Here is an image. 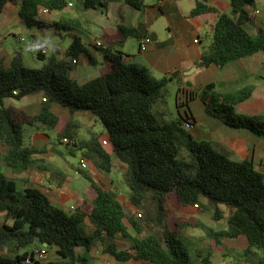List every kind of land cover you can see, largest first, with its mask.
I'll return each instance as SVG.
<instances>
[{"label": "trees", "instance_id": "1", "mask_svg": "<svg viewBox=\"0 0 264 264\" xmlns=\"http://www.w3.org/2000/svg\"><path fill=\"white\" fill-rule=\"evenodd\" d=\"M72 0H22L18 18L27 28L71 29L78 27L75 20L50 24L36 17L42 8L62 11ZM124 4L139 11L144 0H123ZM196 0L189 16L192 18L217 13L212 27L211 42L201 56L205 67L222 68L226 64L254 55H264V26L255 35L245 26L250 23L249 12L255 0H227L230 14L218 13L207 4ZM14 0H0V15ZM84 10L103 11L107 0H80ZM120 38L102 39L104 48L95 45L108 70L85 83L71 77L80 55L87 54L80 39L75 37L61 59L35 51L41 61L39 69L23 65L19 52L7 60L0 56V166L12 173L33 168L35 157L43 148L26 147V129L55 131L56 139L71 142V154L82 156L104 174L112 170L111 154L102 145V134L92 132L87 140L78 138L75 113L87 112L96 118L105 130L108 147L123 169L122 178L128 188V204L134 208L128 213L117 198V193L95 182L87 173L77 169L90 185L94 197L87 212L77 209L66 213L51 206L46 196L35 188L22 191L23 202L16 200L17 184L0 174V211L5 222L0 227V251L12 246L15 256H0V264L32 263L33 246L55 249L57 259L47 264H77L78 249L90 252L95 245L116 262L142 264H195L178 236L181 223L171 231L168 226L166 205L198 207L210 213L213 221L223 222L227 229L215 232L204 228L207 237L219 247L223 240L243 237L246 247L243 258L249 264H264V177L248 161L234 162L217 151L210 142L193 139L188 133L187 159L180 156L177 131L194 128L190 104L199 100L211 117L233 129H244L264 137V115L242 116L233 106L249 98L251 89L236 94H220L213 83L204 87L179 88L175 104L179 115L176 127L162 122L152 111L158 100L167 95L168 79H155L143 68L125 61L119 51L129 39H141L133 28L119 27ZM39 94L42 98L37 113L6 107L4 100L21 99ZM58 106L68 113V120L53 112ZM136 212V213H135ZM89 220L94 230L84 231ZM183 225H193L190 222ZM119 242L126 245L120 247ZM37 248V249H38ZM260 256L253 262L255 253ZM206 263V262H205Z\"/></svg>", "mask_w": 264, "mask_h": 264}, {"label": "crops", "instance_id": "2", "mask_svg": "<svg viewBox=\"0 0 264 264\" xmlns=\"http://www.w3.org/2000/svg\"><path fill=\"white\" fill-rule=\"evenodd\" d=\"M21 2L22 0H14V2L8 3L3 13L0 15V56H3L7 60H9L12 55L9 56L2 50L4 44L3 33L10 32V34L14 35L12 30L21 24L18 18V10ZM195 2L196 0H144V7L139 11H135L127 7L123 0H107V6L103 11L91 10L92 12H89L93 14L92 19L88 18L90 26L94 27L92 30H82L80 25H78V27H72L71 29L59 30L33 27L31 45H36L37 47L33 48L32 52L37 51L39 47H43L47 49L46 57L55 56L61 59L64 57L65 51L71 45L73 38H79L87 54L80 55L71 77L82 84L108 70L107 66L103 64L101 54L96 50L95 45L100 43L103 46L102 48H104L105 46L102 42L104 36L111 41L118 40L120 38L119 27L133 28L138 31L141 37H150L152 42L148 45L146 52H140L138 48V58L126 56L125 61L127 63L132 62L130 64L145 69L147 73L155 79H168L174 74V77L178 78V89L183 87H188L190 89L199 88L210 83L215 85L216 92L220 94H236L241 90L251 89V94L248 99L233 106L234 112L237 115L249 117L264 115L263 53L258 52L254 55L230 62L222 68L200 66L202 63L201 56L209 46H204V38L210 39L209 41L211 42L212 27L216 21L217 13L192 18L189 14L194 8ZM69 3H72V1ZM207 4L215 8L218 13L230 14L231 9L227 0H208ZM72 5L74 4L72 3ZM253 9H258L260 11L259 20L257 22L248 23L245 29L249 34L255 35L257 31L264 26V1L259 8L254 7ZM84 11L86 10L83 9V14L85 15L86 12ZM77 14V16L70 17L67 13V9L62 11H50L48 15L38 16V20L47 24L60 22L62 20H75L78 22L76 17L78 18L81 14ZM159 24L163 25L165 33L159 32L157 28ZM203 32H205V37L202 35ZM50 36H55L60 39L58 43L52 44L51 51L48 49V44L51 42ZM41 38H46L45 43ZM195 40H198V42L194 43ZM137 41L139 43L140 39ZM123 46L121 48H123ZM119 51L122 52L120 49ZM15 52L16 51H13V54ZM93 52H95V54ZM40 66L41 64L39 67ZM41 101V96L40 98L38 96H28L20 101L6 99L4 100V105L6 107L24 109L28 113L34 114L37 113ZM196 103H200L205 111V106L199 100L193 101L190 104V109H192L193 105ZM30 106L33 108L35 107V109L37 108L36 111L29 112L28 107ZM58 110V106L53 107V112L60 116V113H58L60 110ZM75 115L78 117L75 118V121L80 125L82 123V117L87 118L89 122L91 121L90 124L94 121V117L87 112L75 113L73 119ZM192 115L195 120L194 128L190 131L193 139L207 141L212 145L215 144L218 150L220 149L221 153L234 162H250L254 169L264 177L263 136L244 129L230 128L222 121L213 117H211L210 121H208V119L204 120L205 123L201 125L202 128L200 130L199 119L193 112ZM206 115H208V113H206ZM67 120L68 117L62 121L61 126H63ZM80 130L81 126L78 127V138L80 140H87L89 134L94 132L93 130L87 129L85 130L86 137H83L79 132ZM101 140L102 142L105 140L103 135ZM57 143L59 142L56 139L55 131H46L37 128L26 129L24 145L26 147L43 148L44 153L35 157L36 164L28 171L12 173L10 170L0 166V174L7 179L15 181L17 190L21 192L26 188L38 189L46 196L49 204L55 208L59 209L58 206H63V208H65L66 201L69 200L73 203L69 208H66L68 212H75L77 209L88 212L91 208L90 201L94 197V193L90 188L89 182L81 174H78L76 170L79 169L80 161L85 160L86 169L81 171L91 176L90 174L94 173L90 166L92 163L86 160L80 151L71 154L69 152L71 142L69 145L60 144L65 146L66 150H68V156L74 157L78 154L80 155L78 165L71 164L62 153V150L57 148ZM104 148L111 154L113 166L115 162L114 156L108 145L104 146ZM231 157L234 160L231 159ZM111 172H113V167ZM71 173L76 177L73 178ZM94 174L92 179L103 185L104 188L116 192L118 200L125 208L128 203V195L123 194L118 188L114 187L113 181L110 179L109 183L111 186H105L98 180L96 173ZM74 179H76L78 183H81L80 186H74L76 185L75 182L73 183L72 181ZM168 207H170V209H168ZM131 209L134 211V208ZM166 210L168 214V226L171 231L175 229L177 222L198 224V226L195 227L193 225H183L181 223L178 236L182 227L200 228L205 225L208 229L215 232L227 229L226 224L220 221H213L210 217V213L204 215L203 213L206 212L198 207L182 208L177 206L174 201H171L167 203ZM170 211L182 214L185 219L181 218L175 220L171 224ZM88 223L91 225L90 230H94L92 223L86 220L83 227L86 233L85 226ZM223 245L224 247L211 245V250L208 252H196L197 262H195V264H249L242 256V251L247 245L243 237L236 240L225 239L223 240ZM97 246L99 245H95L90 252H84L83 249H78L79 252L77 253L80 261L77 264H95V262H97L96 264L119 263L104 255L102 253V247H100L101 252L95 251ZM42 247H44V245ZM35 248L38 247L35 246ZM220 249H223V252H216ZM46 254L47 257L51 255L55 258L54 260L57 259L55 249H49V252H46ZM235 254L238 255L237 259L234 258ZM259 256L260 252H256L253 262H255ZM124 263L142 264L135 261ZM33 264L37 263L35 262Z\"/></svg>", "mask_w": 264, "mask_h": 264}, {"label": "rangeland", "instance_id": "3", "mask_svg": "<svg viewBox=\"0 0 264 264\" xmlns=\"http://www.w3.org/2000/svg\"><path fill=\"white\" fill-rule=\"evenodd\" d=\"M264 0H255V6L254 7H260L263 4ZM72 3L74 4L73 7H67V13L70 17L73 16H77V13H80L81 16H78V18L76 17V19L79 22L80 27L82 28V30L85 31H89L92 30V26H90V21H88L89 19L93 18V14L89 13L92 12L91 10H86L84 12H86V14H83V9L80 5V0H72ZM88 12V13H87ZM79 14V15H80ZM71 19V18H70ZM55 21V20H54ZM157 28L159 29L160 33H165L164 31V27L162 24H159L157 26ZM14 32V35L10 34V32H5L3 33V46H2V50L5 51V53L9 56L13 55V51L19 52L22 57H23V65L26 68L29 69H39V65L41 63V61L37 60V58L35 57V53L32 52V31L33 29H27L22 23L20 25H18L15 29L12 30ZM203 37H205V32L202 33ZM50 44H48V49L51 51L52 49V44L58 43L59 42V38L55 37V36H50ZM42 40H45L46 38H41ZM210 39H205L204 38V46L207 47L210 43L209 41ZM138 47H139V43L137 41V39L134 38H129L126 42V44L123 46V48H120V50L129 57L132 58H138L139 54H138ZM39 49V48H38ZM37 49V50H38ZM95 54V52H93ZM132 63V62H130ZM178 78L174 77V74L171 76V78H168V85H167V95L166 98L164 100H158L152 107V111L157 114V116L161 119L162 122H166L168 124H171L173 126L179 127L178 124V120H179V115L176 109V102H175V97H176V92L178 90ZM38 96L40 98L39 94H34L32 95V97H36ZM59 108V107H58ZM37 109V108H36ZM35 107L33 108L32 106L28 107V111L29 112H35L36 111ZM60 110V111H59ZM59 112L60 116L63 118V120L67 116V113L65 110H62L61 108H59ZM192 112L194 113V115H196V117L199 119L198 122L200 123L199 125V129L201 130L202 128V124L204 125L205 121L207 120L210 121L211 120V116L206 115L205 111H204V107L200 104V103H196L195 105H193L192 107ZM77 117V115H75V118ZM78 118V117H77ZM81 125L79 124V126H81V130L79 131L80 134L83 137H86V132L85 130H93L95 133L97 134H105V130L102 127V125L100 124V122L94 118V121L92 122V124H90V122L88 121L87 118L82 117L81 118ZM89 127V128H88ZM188 133H190V131H188L187 129L183 128L182 131L179 132V130L177 131V146L179 148L180 151V156L184 159L188 158L189 152L188 149L186 147V142H187V136ZM57 148L62 150V153L66 156V159L74 165H78L79 163V159H80V155H76V156H68V150H66L65 146L60 145L59 143H57ZM213 147L220 152V149L218 150V147H216L215 144H213ZM221 153V152H220ZM63 155V156H64ZM114 156V155H113ZM230 157V156H229ZM115 162L113 164V172H111L110 174H104L101 171L97 170L94 168V166L92 164H90L92 171L94 173H96L98 180L104 184L107 187H110V183H109V179L111 181H113V186L118 188L123 194L128 195V188L125 186L124 182H123V178H122V173H123V169L119 166V161L118 159L114 156ZM231 159H233L231 157ZM234 160V159H233ZM88 172V171H87ZM94 173H91V177H94ZM71 175L73 176V178H75L76 176L74 174L71 173ZM73 183L75 182L77 186L81 183H78V181L76 179L72 180ZM18 194H16V200L20 202V204H22L23 202V197H22V192L20 190L17 191ZM73 202L71 201H66L65 204V208H63V206H58L60 210L69 213L68 210L66 208H69L70 205ZM170 206V205H168ZM132 207L127 203L125 206V209L128 213H133V209H131ZM168 209H170V207H168ZM136 213V212H135ZM204 215L207 214L203 213ZM4 215L5 212L0 211V227L2 224H4ZM170 215V222L171 224L178 219H185L183 217L182 214H177V213H173L172 211L169 212ZM186 217V215H184ZM188 218V217H186ZM198 222V221H197ZM91 225L88 223L85 226V230L87 231V233H90L91 230ZM204 228H208L207 226L203 225L200 228H195V227H182L180 230V234L179 237L180 239L183 241V245L184 247L188 250V253L190 255L191 260L195 263L197 262V256H196V252H208L211 250V245H214V242H212L210 239H208L206 237V232ZM120 243V247H124L126 244L124 242H119ZM209 245V246H208ZM100 247L101 246H97V248H95V251L97 250L98 252L100 251ZM30 249L35 250V246L31 247ZM40 251H46L49 252L48 248L45 247H41L38 248ZM79 252V250H77ZM51 252V251H50ZM216 252H223V249L217 250ZM241 252V251H239ZM23 250H19L17 252H14V248L12 246H7L4 249H2L0 251V256L3 255H9V256H15L16 254H22ZM238 255L235 254L234 258L237 259ZM54 257L49 255L45 260L42 261H38L36 259V263L37 264H47L49 262H53L54 261ZM97 262H95L96 264ZM24 264H28L26 262H24ZM33 264V263H31ZM117 264H127V263H117Z\"/></svg>", "mask_w": 264, "mask_h": 264}, {"label": "built area", "instance_id": "4", "mask_svg": "<svg viewBox=\"0 0 264 264\" xmlns=\"http://www.w3.org/2000/svg\"><path fill=\"white\" fill-rule=\"evenodd\" d=\"M72 3H68V7H72ZM50 13V11L47 8H42L38 14V16L41 15H48ZM38 16L36 17L38 19ZM260 17V11L258 9H250L249 12V18H250V22H257L259 20ZM152 42L151 38L148 36H144L140 39L139 41V51L140 52H146L148 45ZM198 40H195L194 43H197ZM97 46H101L100 43L96 44ZM41 54L42 55H46L47 54V49L46 48H42L41 50ZM62 144L65 145H69L70 142L67 138L62 139ZM103 146H106V142H102ZM79 169L80 170H85L86 169V161L85 160H81L80 164H79ZM196 208V206H195ZM72 211V209H71ZM47 258V254L46 251H40L39 249H35L33 250V259L36 261V259L39 261L45 260ZM26 263L31 264L32 262H30L29 260L26 261Z\"/></svg>", "mask_w": 264, "mask_h": 264}, {"label": "water", "instance_id": "5", "mask_svg": "<svg viewBox=\"0 0 264 264\" xmlns=\"http://www.w3.org/2000/svg\"><path fill=\"white\" fill-rule=\"evenodd\" d=\"M200 66H204V63H201ZM44 247H46V245L44 244Z\"/></svg>", "mask_w": 264, "mask_h": 264}, {"label": "clouds", "instance_id": "6", "mask_svg": "<svg viewBox=\"0 0 264 264\" xmlns=\"http://www.w3.org/2000/svg\"><path fill=\"white\" fill-rule=\"evenodd\" d=\"M32 47H33V48H36L37 46H36V45H33Z\"/></svg>", "mask_w": 264, "mask_h": 264}]
</instances>
